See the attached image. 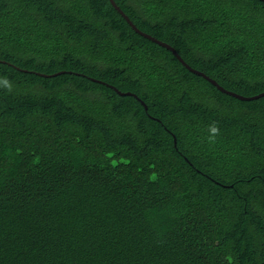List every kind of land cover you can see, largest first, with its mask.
<instances>
[{"label":"trees","instance_id":"obj_1","mask_svg":"<svg viewBox=\"0 0 264 264\" xmlns=\"http://www.w3.org/2000/svg\"><path fill=\"white\" fill-rule=\"evenodd\" d=\"M113 1L264 92L263 1ZM0 264H264V96L110 0H0Z\"/></svg>","mask_w":264,"mask_h":264},{"label":"water","instance_id":"obj_2","mask_svg":"<svg viewBox=\"0 0 264 264\" xmlns=\"http://www.w3.org/2000/svg\"><path fill=\"white\" fill-rule=\"evenodd\" d=\"M261 1H263L264 2V0H261ZM110 2H111V4H112V6L124 17V19L128 22V24L136 31V32H138L139 34H141L142 36H144V37H146V38H148V39H150V40H152L153 42H155V43H157V44H159V45H161V46H164L165 48H167L168 50H170L174 55H175V57L183 64V65H185L190 71H192V72H194V73H196V74H198V75H201V76H203L205 79H207L208 81H210L213 85H215L219 90H221L222 92H224V93H226V94H229V95H231V96H234L235 98H237V99H240V100H245V101H251V100H255V99H258V98H260V97H262V96H264V92L263 93H261V94H259V95H257V96H252V97H243V96H240V95H237V94H235V93H232V92H229V91H227V90H225V89H223L221 86H219L214 80H211L209 77H207L206 75H204L203 73H201V72H199V71H196V70H194V69H192L191 67H189L182 59H181V57L176 53V51L171 47V46H169V45H167V44H165V43H163V42H160V41H158L157 39H155V38H153V37H151V36H149V35H147V34H145V33H142L141 31H139L136 27H135V25L129 20V18L119 9V7L114 3V1L113 0H110ZM120 95H132V96H134V97H136L134 94H132V93H121V92H119V91H117ZM137 98V97H136ZM138 99V98H137ZM140 102H141V104L144 106V108L145 109H147V107H146V105L140 100Z\"/></svg>","mask_w":264,"mask_h":264}]
</instances>
